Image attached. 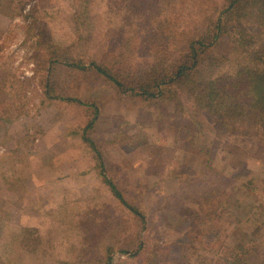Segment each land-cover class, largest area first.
<instances>
[{
    "label": "rangeland",
    "instance_id": "rangeland-1",
    "mask_svg": "<svg viewBox=\"0 0 264 264\" xmlns=\"http://www.w3.org/2000/svg\"><path fill=\"white\" fill-rule=\"evenodd\" d=\"M222 1L151 2L145 30L128 0H92L82 27L92 36L77 39L81 0H0V264H106L108 254L114 264H148L121 252L132 253L136 241L162 249L154 264H218L235 244L248 246L244 264H264V135L256 129L264 101L244 107L240 85L233 95H243L241 103L217 121L199 109L192 115L187 93L123 96L84 70L59 71L47 88L52 42L87 67L91 56L112 55L149 72L152 45L185 44L184 28L195 32ZM160 20L163 35L150 30ZM253 34L242 56L227 42L214 47L230 59L219 76L246 56L253 67L263 64L249 51L264 48V28ZM105 178L146 215L144 223ZM193 224L201 229L198 246H181Z\"/></svg>",
    "mask_w": 264,
    "mask_h": 264
},
{
    "label": "trees",
    "instance_id": "trees-1",
    "mask_svg": "<svg viewBox=\"0 0 264 264\" xmlns=\"http://www.w3.org/2000/svg\"><path fill=\"white\" fill-rule=\"evenodd\" d=\"M91 1L81 0L78 5L80 8L76 11L78 20L77 24L75 23L74 30L77 39H90L92 36V31L87 32L82 29L89 20L86 13L90 9ZM151 2H157V0H128L127 2L128 9L134 13V16L140 13L143 15L141 25L145 30L149 25L148 20H152L151 14H146L148 9L154 8V3ZM218 10L221 11L218 12ZM214 11L212 17L209 16L207 23L194 29L195 32L184 28L187 33L185 44L176 46L167 43L166 45L171 47H166V50L160 49L157 45H152V49L157 51V55H151L157 58L155 57L150 61V67L153 71L149 72L142 69L135 70L134 62L131 57L126 58L125 52L122 59L128 60L126 64L119 63L115 58H112V55L105 61H102V58L91 56L87 67V63L81 55H79V62L81 63H77L72 59V56H65V49L61 45L52 42L47 46V51L50 54L47 88L50 90L59 81L58 75L61 73L59 71L70 75L75 72L73 69H76L84 70V74L88 72L96 74L101 77L104 84L111 86L113 90L119 91L123 96H136L139 99L150 100V98L158 99L165 93L167 94L165 98L168 95L173 98L170 94L177 91L187 93L193 101V106H188L192 115L194 111L199 109L200 111H207L214 118H217V121L220 119V114L223 119H225V116L228 118L231 115L230 112H233L241 102L244 107L259 108L264 101V48H255L252 51L251 47L249 51L263 60L262 65L253 67L249 61L251 58L246 56L245 63L238 61L233 64L234 72H227L226 70L219 76L218 71L224 70L222 69L223 62L230 61V59L227 55H217L214 47L219 43L227 42L230 43L232 51H238L242 56L251 45V39H254L253 33L264 28V0H223ZM155 24L156 27L150 28V30L154 33L158 30L159 34L163 35L166 21L160 20ZM252 24L255 27L257 25L262 26V28L258 27V29L253 30L255 27H252ZM150 30L148 29L146 32L147 36H150ZM257 37L260 38V35ZM160 40V44L163 45V40ZM177 40H182V38ZM262 43H264V39H262ZM68 47L71 49L72 46L68 45ZM79 47L84 48L80 42ZM168 54L169 57H167ZM205 57H209L212 61H206ZM240 85H244L243 89L240 90L241 94L246 95L244 100L242 99L243 95H239V97L233 95ZM240 99H242L241 102ZM138 101L140 104V100ZM91 120V122H94V119ZM194 120L198 125L197 115ZM200 121H203L202 116ZM256 129H258V137L262 139L264 135V114L260 112H258L256 118ZM103 180L110 185L112 193L121 200V203L127 205V202L124 201L126 197L123 196L119 187L111 179L105 178ZM128 208L137 214L140 213L138 208L134 209L130 206ZM140 214L142 215H140V220L144 223L146 215ZM199 233H201V229L193 224L179 237L181 239L178 242L181 246L187 244L195 248V245L198 246L199 238L197 236H199ZM195 237H197L196 240H193L192 238ZM137 242L138 244L132 253L128 250H121V252L132 256L131 260L139 258L144 259V262L148 264H154L156 254H159L162 249L159 247L149 249L147 243ZM244 245L235 244L234 248L227 245L219 262H223L222 264H244L245 255H248L246 249L248 246ZM105 261L106 264H114L113 257L110 254H108ZM219 262L218 264H220ZM128 263L127 261L126 264Z\"/></svg>",
    "mask_w": 264,
    "mask_h": 264
},
{
    "label": "crops",
    "instance_id": "crops-1",
    "mask_svg": "<svg viewBox=\"0 0 264 264\" xmlns=\"http://www.w3.org/2000/svg\"><path fill=\"white\" fill-rule=\"evenodd\" d=\"M88 172H83V174H87ZM92 173V172H91ZM93 174V173H92ZM94 175V174H93Z\"/></svg>",
    "mask_w": 264,
    "mask_h": 264
}]
</instances>
